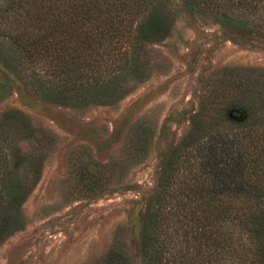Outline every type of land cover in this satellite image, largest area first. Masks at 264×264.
Instances as JSON below:
<instances>
[{
  "label": "rangeland",
  "instance_id": "obj_1",
  "mask_svg": "<svg viewBox=\"0 0 264 264\" xmlns=\"http://www.w3.org/2000/svg\"><path fill=\"white\" fill-rule=\"evenodd\" d=\"M260 2L257 8H223L211 14L175 3L168 9L169 28L138 50V61L131 63L135 73L129 65L120 71L121 98L108 105L54 102L51 93L62 78L38 75L35 83H26L0 63V167L7 168V179L25 185L28 192L19 221L0 239V264H124V257L128 264H144V216L163 169L191 138L206 99L220 94L216 102L208 101L214 115L215 108H225L230 99L222 93L242 97V86L251 77L264 92ZM6 45L15 51V45ZM117 52L105 79L116 77L115 60L125 63L121 53L115 58ZM36 71L41 73L38 67ZM88 82L90 90L98 89L95 81ZM254 106L258 124H264V103ZM12 113L22 115L27 124H14ZM232 118H215L218 124L211 135L195 144L203 148L204 153H198L215 154L218 168L235 160L238 150L245 161L251 140L258 142L252 145L260 152L254 154L258 163L248 175L223 165L227 175L218 180L223 191L215 201L232 205L229 222L218 224L220 232L227 231L228 241L225 249L209 241L203 253L211 254L210 264H264V249H258L264 234V126L258 129L259 138L249 136L242 142L243 134L258 124ZM200 125L205 135L208 126ZM185 152L188 165L206 167L195 150ZM238 190L240 196L235 197ZM252 213L259 215L252 220L259 224H249ZM194 254L195 249L176 264H186Z\"/></svg>",
  "mask_w": 264,
  "mask_h": 264
},
{
  "label": "trees",
  "instance_id": "obj_2",
  "mask_svg": "<svg viewBox=\"0 0 264 264\" xmlns=\"http://www.w3.org/2000/svg\"><path fill=\"white\" fill-rule=\"evenodd\" d=\"M260 1L264 3V0H161L154 5V0H0V63L26 83H35L33 78L38 75L62 78L56 84V91L51 93L54 102L108 105L121 98L118 96V85L123 80L118 75L120 71L128 65L131 68V63L138 61L137 52L143 44L162 37L169 28L168 9H173L175 3L188 8L196 7L211 14L214 11L221 12L223 8L225 11H242L253 6L257 8ZM9 42L15 45V51L8 50L6 44ZM115 51H118L115 58H120L118 54L121 53L125 63L121 65L115 60L113 73L116 77L114 75L105 79L103 74L113 66ZM37 67L41 72L39 74H36ZM90 79L95 81L93 86L98 89H89L92 84L88 82ZM252 81L251 77L242 86V97L236 92L235 98L227 92L222 93L221 97L229 96L230 99L225 108L219 110L216 107L214 115L212 111L211 114L209 112L208 101L216 102L220 94L216 95L213 91L214 94L206 99L207 108H202L198 122L192 124L191 138L183 141L184 148H180L163 169L144 216L141 253L144 264H176L178 258L185 260L194 249L195 254L186 264H210L211 254L205 257L203 253L207 245H210L209 241L225 249L227 231L220 232L218 224L229 222L232 205L216 203L215 200L223 191L217 183L219 178L227 175L223 165L235 170L241 169V175H248V170L251 173L254 162L258 163L254 156L259 155L254 154L260 153L255 150L258 147L253 148L252 145L258 142L250 140L245 146V161L242 159V151L238 150L235 160L218 168L215 165V154L201 156L199 153H204L203 148L197 149L195 144L211 135L210 130L218 124V119L233 121L235 118L232 117H238L245 124L250 121L254 125L259 123L258 109L254 105L260 107L264 103V92H260L257 84ZM11 116L15 117L14 124H27L22 115L12 113ZM202 122L208 126L205 135L203 133L207 130L200 125ZM262 126L264 124L251 127L243 134L241 141L244 142L249 136L259 138L262 133L258 129ZM210 148L214 151L215 145L211 144ZM182 150L184 154L181 155ZM185 150L187 153L199 151L197 157L207 162L206 167L197 169V164L188 165ZM240 192L235 191V197L240 196ZM27 194L25 185L23 187L20 182L15 184L14 179H7V168L1 166L0 239L10 234L12 224L19 221L20 206ZM15 204L16 211L13 210ZM239 211L238 207L237 214ZM237 214L236 217L243 218ZM258 217V214L252 213L249 224ZM249 229L246 223V231ZM261 248L264 249V234L259 238L258 249ZM124 261V264L129 262L126 257Z\"/></svg>",
  "mask_w": 264,
  "mask_h": 264
}]
</instances>
